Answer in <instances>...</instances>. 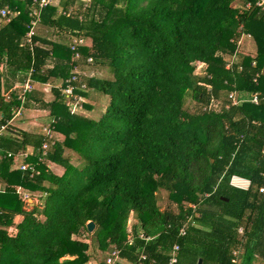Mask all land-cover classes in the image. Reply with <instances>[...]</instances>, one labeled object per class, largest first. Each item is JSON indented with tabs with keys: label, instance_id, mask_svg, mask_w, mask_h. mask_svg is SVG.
<instances>
[{
	"label": "trees",
	"instance_id": "obj_1",
	"mask_svg": "<svg viewBox=\"0 0 264 264\" xmlns=\"http://www.w3.org/2000/svg\"><path fill=\"white\" fill-rule=\"evenodd\" d=\"M83 2L59 0L40 10L36 27L54 29L62 39L55 41L28 35L34 0H0L18 12L0 24V99L2 72L21 74V110L36 106L51 118L48 134L33 136L35 155L24 159L37 174L9 172L12 158L3 151L13 144L0 138L7 184L0 264H107L112 250L129 264H169L174 246V264L264 258V11L247 8L252 0ZM242 36L252 38L254 52L238 50ZM69 86L84 99L109 97L99 119L71 111ZM231 92L241 102L232 104ZM83 103L81 110L92 108ZM19 107L15 98L3 102L0 126ZM30 135L21 132V150ZM65 148L80 156L79 167L62 157ZM42 159L64 166L63 175ZM15 186L40 193L39 205L23 211ZM16 215L22 220L9 233ZM83 233L90 243L77 238Z\"/></svg>",
	"mask_w": 264,
	"mask_h": 264
},
{
	"label": "rangeland",
	"instance_id": "obj_2",
	"mask_svg": "<svg viewBox=\"0 0 264 264\" xmlns=\"http://www.w3.org/2000/svg\"><path fill=\"white\" fill-rule=\"evenodd\" d=\"M82 1H84L83 3L85 4V3H88L90 0H82ZM58 2H59V0H53V4L52 5L55 6V5L58 4ZM81 9H83V8H80V10ZM34 32H37L39 34H44V35L47 34L49 37H51L55 41L56 40H62V39H59L56 31L54 29H52V28H50V29H43L42 26H40V27H36L34 29ZM239 43L241 44L240 49H239L240 52H243V53H252V52H254V46H255V44H254V42H253V40H252L251 37H243L242 36L239 39ZM237 61H238V59L236 60V62ZM198 70L201 71L202 68L199 66L198 67ZM19 77H21V79H22L21 74H19ZM19 77L17 75V77L15 79H13L14 78V75L11 72H4V71L2 72V77H1V81H2V95L1 96H3V94L5 92H7L10 87L13 88V87L16 86L12 90L11 94L9 93L11 95V96H9V98L10 97H15V96L18 97L19 93L21 92L20 91L21 80L19 79ZM54 83H57V82H52V80H50V84L51 85H54ZM38 88L41 89L42 88L41 85H39ZM48 90H50V87H48ZM48 95H49L48 96L49 98L46 97V96L44 97L45 98V101L50 100L51 96H50V94H48ZM9 98L7 97V94H6L3 97V102L4 103L7 102ZM94 99L95 100H93V99L92 100L91 99L85 100L82 97V101L85 104H88V105H90L92 107L90 110H86L84 108L81 110V108L79 106L76 107L74 104H71L70 102H69V106L72 108V112L73 113H76V114H79V115H82V116H85L86 115V116H88V117H90V118H92L94 120L95 119H99L100 116L102 115L103 111L105 110V107L107 106V103L109 101V97L106 96V95H100V96L99 95H94ZM228 99H229V97H228ZM76 101H77V99H76ZM192 104H193V102H191L190 100L186 101V106L188 108H190L191 106L193 107ZM33 109L39 110V111L42 110V109L37 108L36 106ZM27 110L28 109H25V110L22 109V112H21V119H25V122L29 121V119H31V120L35 119L33 117H36V118L38 117V114H36L37 116H33L32 118H29V115H28ZM1 113H3V112H1ZM26 117H28L29 119H26ZM43 117H44V114L40 115V117L37 118L38 124L40 126H38L39 130H37L36 133H42L43 134V133H46L47 130L48 131L50 130V126H49L51 124V122H50L51 121L50 116L46 115L45 118L43 120H41ZM47 126H48L47 130L44 129V127H47ZM7 128H8V126H7ZM26 128H27V126L21 124V130L22 129L25 130ZM13 131H17L18 132V130H14V129H13ZM3 133H5V132H3ZM50 134L53 135L54 137H56V141L57 142H62L63 137L60 134H58L56 132L54 134L51 132ZM48 144L49 143H47V148H48ZM49 145H51V144H49ZM16 148H17V146L16 145H13V147L11 149L12 150H15ZM45 153H47V152L45 151ZM62 157L67 158L68 161H69V163L72 166H75V167H79L80 164L82 163L80 156L77 155L75 152H73L72 150H70L68 148H65L64 149V152L62 153ZM43 161H45V163L47 165V169L49 171H51V173L53 175H56V176H62L63 175V173L65 171L64 166L59 165V164H56V163L51 162L49 160H43ZM158 196H159V202H158L159 207L161 209L166 208L167 205H168V201L166 199V196H167L166 195V192H164L163 190H161L158 193ZM40 197H41L40 193H38L37 196L34 197V198H36V200L34 199L35 201L33 200L34 201L33 202L34 205H39V203H40L39 202ZM34 205H31L29 203L28 204H25L26 211H30L33 208ZM134 223H135V219H134L133 216H131L129 218V223H128L129 224V228ZM77 238H79L80 240H83L84 242H87V243H90V241H91L90 240V237L86 233H83L81 235V237H77ZM98 253H99V251H98ZM253 264H264V258H256Z\"/></svg>",
	"mask_w": 264,
	"mask_h": 264
},
{
	"label": "crops",
	"instance_id": "obj_3",
	"mask_svg": "<svg viewBox=\"0 0 264 264\" xmlns=\"http://www.w3.org/2000/svg\"><path fill=\"white\" fill-rule=\"evenodd\" d=\"M244 37H246V36H244ZM15 87L8 89V91L4 93V96L7 94V97L9 98L8 94L11 93ZM41 87L42 88L39 90L42 91L43 88L45 87V85L44 86L41 85ZM46 93H47V91H46ZM46 97H48V95H46ZM90 97L94 98L93 95H91V96L87 95V97H85V100H88V99L92 100L93 98H90ZM14 98L20 102V107L18 109H16L15 111H13L12 118L6 121L5 124L8 126V128H7V130L3 131L5 133L2 132L3 135L1 134V136H0V138H4V139L9 140L13 145H16V144L19 145V147H17L15 150L10 149V150L3 151L5 153H7V157L12 158V164L9 168V172L21 171V167L24 165H27L24 162V159H27L28 157L35 155L36 149H35L34 145H32V143L34 142V139H35V138H33V136L38 135V134L42 135V133H36L37 130H39L38 126H40L38 124L37 118L40 117V115L44 114V117L42 119L40 118L41 120H43L45 118V116L48 115V112L46 110L39 111V110H35V109L32 110V108H29L27 110L29 118H32L33 116H37L36 114H38V117L37 118L33 117V118H35L33 120L26 117V119H29V121L26 120L27 122H25V119H21V112H22V110H21V93H19L18 97H16V96L10 97L7 102L12 101ZM2 103H3V99H1L0 108L2 106ZM23 110H25V109H23ZM1 112L2 111H0V119L2 118ZM21 124L27 126V128L25 130H23V129L21 130ZM13 129L18 130V132L13 131ZM21 132H26V133H29L32 135V137H31V135L28 137L29 143L26 144L25 148H22V150H21V141H22ZM42 155H46V153L43 152ZM49 172L51 173V171H49ZM6 186H7L6 182L0 178V194H2L5 191ZM14 189H16V193H17L19 199L23 202V207H22L23 211H26L25 204L29 203L31 205H34L33 202L36 200V198H34V197L37 196L38 192H32L31 193V192H28V191H26L23 188L18 187V186H15ZM21 220H22L21 215L14 216L13 226L6 228V230L9 233L14 232L15 226L17 224H19L21 222ZM0 229H1V227H0ZM88 264H98L97 258L92 259V261H90Z\"/></svg>",
	"mask_w": 264,
	"mask_h": 264
},
{
	"label": "built area",
	"instance_id": "obj_4",
	"mask_svg": "<svg viewBox=\"0 0 264 264\" xmlns=\"http://www.w3.org/2000/svg\"><path fill=\"white\" fill-rule=\"evenodd\" d=\"M34 11L32 13V16L33 17H36V20L34 19L32 22H31V25H32V28L29 32V36H32L33 33H34V29L36 26H38V23H39V18H38V15L40 14V10L43 9L44 7H46L47 5H51L53 4V0H34ZM254 7V8H257V9H261L264 11V0H252V3H248L246 5L247 8H251V7ZM18 15V12L17 11H13L11 9H9L8 7H0V24H4L6 22H9L11 19H13L14 17H16ZM244 37V36H243ZM246 37H249V36H246ZM239 47H238V50L241 46V44L238 42L237 44ZM237 60V54H233L229 60L226 62V68L227 69H231L233 63H235ZM252 66H255V62H252ZM239 70H241L239 68ZM27 89V88H26ZM66 93L68 95H70V97L73 99L74 101V105L76 107L79 106V104L81 105L83 103L82 101V98L79 97L76 93H75V87H72V86H69L67 87L66 89ZM67 95V96H68ZM229 97V100L231 101L232 104H238L239 102H241V100H238V96L236 93L234 92H231L229 93L228 95ZM77 99V101H76ZM250 101L251 103H253L254 105H258L259 102H260V98L258 97L257 94L253 93L250 95ZM71 111H72V108H71ZM7 130V126L6 125H2L0 126V136L2 134L3 131ZM46 134H48V131L46 132ZM47 149V144H44L43 145V150H46ZM45 153V151H44ZM21 170H29L32 174H37L36 170H35V167L33 165H24L22 166ZM263 189H260V192H262ZM239 234L241 235L242 234V228H240L238 230ZM181 233L184 234V229L181 230ZM179 250V247L178 246H174L173 250H172V253H171V257H170V260H169V264H174L177 262V252ZM109 258L106 260V263L107 264H124V263H127L129 264L125 258H122L120 256V253L118 250H112L109 254ZM234 255L237 256L238 255V252H234ZM145 259V256L143 254L140 255V260H144ZM235 261V260H234ZM141 261H139L138 264H140Z\"/></svg>",
	"mask_w": 264,
	"mask_h": 264
},
{
	"label": "water",
	"instance_id": "obj_5",
	"mask_svg": "<svg viewBox=\"0 0 264 264\" xmlns=\"http://www.w3.org/2000/svg\"><path fill=\"white\" fill-rule=\"evenodd\" d=\"M1 102V99H0ZM95 229V224L94 222L90 221L86 224V230L88 233H92ZM165 230L164 226L158 227L155 229L152 233L149 234V238H155L159 234H161ZM198 264H201V259H199Z\"/></svg>",
	"mask_w": 264,
	"mask_h": 264
},
{
	"label": "clouds",
	"instance_id": "obj_6",
	"mask_svg": "<svg viewBox=\"0 0 264 264\" xmlns=\"http://www.w3.org/2000/svg\"><path fill=\"white\" fill-rule=\"evenodd\" d=\"M76 93V92H75Z\"/></svg>",
	"mask_w": 264,
	"mask_h": 264
}]
</instances>
